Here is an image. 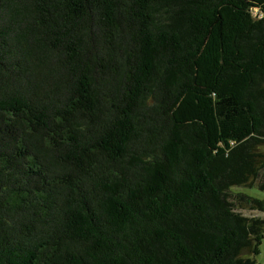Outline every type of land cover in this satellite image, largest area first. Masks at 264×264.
Masks as SVG:
<instances>
[{"label": "trees", "instance_id": "1", "mask_svg": "<svg viewBox=\"0 0 264 264\" xmlns=\"http://www.w3.org/2000/svg\"><path fill=\"white\" fill-rule=\"evenodd\" d=\"M254 184L264 0H0V264H255Z\"/></svg>", "mask_w": 264, "mask_h": 264}, {"label": "rangeland", "instance_id": "2", "mask_svg": "<svg viewBox=\"0 0 264 264\" xmlns=\"http://www.w3.org/2000/svg\"><path fill=\"white\" fill-rule=\"evenodd\" d=\"M253 16H257L258 18L262 17L263 14L258 13L257 10H253L252 12ZM235 193H240L246 197H250L252 199H256L258 201H264V191L260 190L256 184L250 187H237L232 190ZM231 201L234 200V197L231 196ZM237 202L236 200L234 201ZM238 212H240L242 215L246 217H260L264 218V212L259 211H248V210H242L237 209ZM255 264H264V239L261 241V244L259 246V254L255 257Z\"/></svg>", "mask_w": 264, "mask_h": 264}]
</instances>
